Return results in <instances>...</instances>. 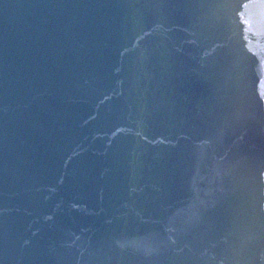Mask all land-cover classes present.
<instances>
[{
	"label": "water",
	"instance_id": "obj_1",
	"mask_svg": "<svg viewBox=\"0 0 264 264\" xmlns=\"http://www.w3.org/2000/svg\"><path fill=\"white\" fill-rule=\"evenodd\" d=\"M0 264H264V0H0Z\"/></svg>",
	"mask_w": 264,
	"mask_h": 264
}]
</instances>
